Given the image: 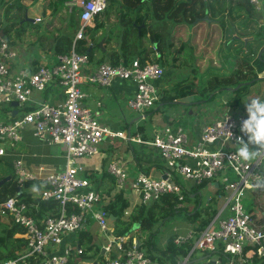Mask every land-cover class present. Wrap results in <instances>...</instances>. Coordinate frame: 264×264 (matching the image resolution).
Masks as SVG:
<instances>
[{
  "label": "built area",
  "instance_id": "built-area-1",
  "mask_svg": "<svg viewBox=\"0 0 264 264\" xmlns=\"http://www.w3.org/2000/svg\"><path fill=\"white\" fill-rule=\"evenodd\" d=\"M249 2L255 10L261 9L260 0ZM108 3L109 0L67 2L70 10H80V28L74 42L84 38V30L104 13ZM16 59V51L0 35L1 103L17 102L19 107L24 108L33 91H44L51 83H57L64 98L56 105L41 103L12 121H4L0 116V144H18L22 140V129L26 125H32L36 137L65 147L66 163L63 171L41 178L43 187L39 196L44 201L59 203L58 216H46L38 220L32 215L30 207L17 198H10L0 206L1 215L12 216L15 223L25 229L22 237L27 240L25 249L17 258L2 264H26L31 260L33 264H70L73 256H82L84 250L79 244L61 250V245L67 237L84 230L90 221L97 223L100 231L110 239L103 248L110 255L104 259V264H152L153 260L144 243L140 244L135 237L127 248L125 244L130 236L127 234L117 237L114 234L109 227L108 212L104 208V195L91 189L90 182L80 175L83 167L77 161L96 155L99 144L105 138L126 139L123 133L113 132L102 126L98 114L82 105L85 98L83 87H111L116 80L133 83L137 90L128 106L135 111L145 112L153 109L160 98L162 88L158 83L165 79V69L157 63L142 64L136 58L128 65L113 66L109 62H103L86 75L89 59L86 54L76 52L74 47L69 53L57 55L55 61L40 65L35 71L15 66ZM9 64H13L16 69H11ZM226 111L223 116L226 118L228 113L229 118L224 124L218 119L203 125L196 145L188 144V136L182 128L168 126L157 133L149 144L157 149L165 164V178L156 179L141 173L132 185L139 193L142 204L174 194L181 202L180 207L184 201V189L177 182L179 177L199 185L221 173L232 172L237 176L236 181L224 178L226 189L230 191L227 202L230 204L231 215L221 220L218 227L210 224L201 232L192 251L180 264H188L196 249L215 250L217 244L223 246L224 254L231 255L230 264H247L254 255L258 259H264V231L254 226L252 215L246 211L242 202L246 190L258 187L264 189V157L242 161L234 155L235 146L232 144L235 136L240 135L239 124L245 112L236 114L229 107ZM228 132L232 133L229 140ZM213 144H218L216 150L209 149V145ZM4 154L5 148L0 147V156ZM13 166L20 185L40 181V177L27 170L22 160H16ZM127 169L126 164L116 161L108 166V173L114 179L117 192L124 187ZM70 207L74 211H70ZM192 238L191 232L186 236H177L174 244L181 245ZM247 247L250 250L243 255ZM112 252L117 254L115 259H111ZM237 256L240 259L238 262L235 259ZM204 264L222 263L215 260Z\"/></svg>",
  "mask_w": 264,
  "mask_h": 264
},
{
  "label": "crops",
  "instance_id": "crops-1",
  "mask_svg": "<svg viewBox=\"0 0 264 264\" xmlns=\"http://www.w3.org/2000/svg\"><path fill=\"white\" fill-rule=\"evenodd\" d=\"M46 1L47 0H23V3L26 7V21L31 22V28L36 27L37 29L33 34L30 29H26L28 34L26 39L18 40L20 38L18 37L16 40H7L4 38V31L0 30V35L17 53L16 64H14L15 66L25 67L31 69L32 71H35L40 65L55 61L57 55H59L55 54L54 52L56 38L58 37L59 33L65 28L67 24L68 14L73 10H70L67 5L66 8L57 10L54 6H49L48 4L46 5ZM70 1L71 0L67 2ZM234 1L237 2V0L232 1L233 7L235 8ZM260 1L261 9L259 11H255V7L251 4L254 7V13L256 12V15L264 14V0ZM209 2L212 3L213 0H209ZM136 4L137 0H109L104 13L100 17L96 18L93 25L89 27L93 29L96 27V25L100 24L102 26L101 23H104L107 19V22H105L107 23V36H109L108 38H112V42L106 43L105 40H102L99 44L102 52L106 53V58H108L109 54L117 48L115 36V32L117 31V17H129L134 14L136 16H139L140 11L132 8ZM242 11L244 12V10ZM227 12L228 11H224L223 9H221L216 15L213 14L211 18V14L207 11L206 15L209 16L210 22L208 23L207 21H195L196 23H194L193 26L178 31L175 38L174 48H179L182 43H187L194 47V43L191 38L192 35H194L193 33L195 32V30H199L200 27L202 31L205 30L204 28L202 29V26L196 25L200 22H205V24L207 25L208 30H206L207 34L205 36H207L209 33H212V31L217 27L220 28L219 32L222 33L223 36L221 24L216 22V19H219L223 16L226 17V20L223 24H225L224 27H227L229 25L227 21V17L229 14H227ZM37 19H39L40 21H37ZM102 33H104V30L101 28L98 36L102 35ZM177 39L178 41H180V43H177ZM249 41L250 40H248V42ZM247 44L244 43V48H247ZM143 46L144 48L152 47L150 43H148V41H144ZM97 56V60H99L101 58V54H97ZM176 56H178L177 53L169 56L167 61L170 64H176ZM97 60L95 62L89 61V66L85 70L86 75H88L93 68L95 69L99 65ZM181 61L177 62V64L181 63ZM9 65L11 69H16L13 64ZM167 74L168 71H166L165 79L158 83V86L160 88H164L166 84V89L168 88V83H170V81L168 80L169 78ZM83 90L85 93V98L82 101V105L94 110L98 114L102 126L109 128L113 132L123 133V135L126 137V139L119 137L105 138L104 141L99 144L98 152L96 155L92 157L82 158L77 161V163L83 167V172L80 175L86 177V179L90 182L92 190L101 195H104L106 200L105 204H107L111 199V196L107 194L110 188H114L113 191L111 189V195L117 193L116 187H113V185L115 186L114 181L112 184L113 177L108 173L107 170L110 163L116 161L122 164H126L128 168V174L124 187L121 190L125 191V194L128 196L129 201L131 202V206H135L141 203L139 193L132 186L137 176L141 173H144L145 175H148L152 178L159 179L163 178L166 171L165 164L161 159L157 149L149 144L152 142L154 136L157 133L162 132L164 128L168 126L174 129L182 128L188 136V144L196 145L200 140L201 129L203 125L221 119L222 115L225 112L224 110H226L228 107L230 109L232 108L227 104L229 100L228 102H226L225 106L219 105L215 108L207 105V102L200 103L199 101L201 97L197 92L192 96L184 97L180 100L179 104L170 106L168 111L160 110L153 115H147V113L152 109L145 112H138L132 109L133 111L131 113H128L126 107H129L128 102L134 97L137 90L136 86L133 83L116 80L111 87L105 88L95 85H85L83 87ZM163 91L160 93L162 94ZM63 98L64 96L57 83H51L44 91H33L24 108H21L19 106H12V103L14 102L10 104H2L0 102V116L4 121H12L13 118H19L24 112L33 110L41 103L45 102L56 105L61 103ZM1 105L3 106L1 107ZM4 105H8L9 108L7 109ZM175 106L179 107V110H176L174 108ZM155 108L156 105L153 109ZM231 110L233 111V109ZM241 111H244V100L243 107L234 110L236 114ZM184 113L187 114L184 115ZM20 134L22 140L18 144L11 145L7 142L0 144V147L5 148V154L3 156H0V159L5 163L10 164V168L14 172V174L15 171L13 163L16 160H22L29 172L40 177V181L37 182H39L43 187L41 178L51 173H59L65 169V147L63 145L50 144L46 139H40L36 137L32 125H26L22 129ZM142 136L145 137V140H142ZM217 148L218 144L209 145V149L216 150ZM137 161H140L142 167L146 169L148 173L140 170L141 166L137 163ZM188 162H191V160H188ZM225 177L228 178V181H236L238 179L237 176L232 172L221 173L212 180H206L208 181L206 187L200 189L197 192L198 197H200V203L203 204L204 202H209L212 197L218 195L217 214L209 223V225L213 224L215 227H218V224L221 220L226 219L227 217H229V215H231L230 204H228L227 202V197L230 194V191L226 189L227 184L224 181ZM233 177L235 178V180H232ZM35 182L33 183L35 184ZM177 182L184 189V193L185 191H190L192 198L191 201H183L180 207H183L182 209L186 208L188 213L192 211V213H195L194 210L197 205L195 200L197 198V194H193V191L202 183L197 185L189 181H184L180 177L178 178ZM33 187L34 185L25 188V191L27 193H30L35 198L39 197L41 189L35 188V190H33ZM248 191L254 192L250 189H248ZM244 196L242 198V202L244 200ZM254 214V224L263 222L264 225V213L260 210H257ZM169 222H175L170 234L161 235L160 233H162L161 230L163 229L164 225ZM166 223L161 227L159 233L153 239V246L159 250H164L166 248L167 240L170 237H174L175 239L177 236H186L191 232L193 233V238L190 241L194 242L200 236V233L204 231L203 230L199 233H196L186 213H178L170 218ZM109 227L114 230V226L110 223V221ZM82 231H87L93 234V242L95 243L96 247L99 248L100 255L103 256L104 259L110 257V255L106 254L104 251L102 252V249L108 244L110 239L107 234H104L100 231L97 223H95L94 221H90L88 223V226ZM80 236V233H78L75 236L71 235L67 237L63 245H61V250L67 246L73 247L75 245H78ZM134 236L136 237V241H139L140 244L145 243V239L147 236H144L145 239H138L137 237H143L141 233L139 235V232ZM210 251H216V249H196L193 252L191 260L188 264H204L219 260L218 255L211 253ZM87 255H89L88 258L84 257L82 254V256H80L82 258L80 259L76 255H74L71 259L70 264H102V260H100L97 255L92 256L93 252ZM237 258V261H240L238 256ZM152 264L163 263L158 260H154ZM226 264H230L229 260Z\"/></svg>",
  "mask_w": 264,
  "mask_h": 264
},
{
  "label": "trees",
  "instance_id": "trees-1",
  "mask_svg": "<svg viewBox=\"0 0 264 264\" xmlns=\"http://www.w3.org/2000/svg\"><path fill=\"white\" fill-rule=\"evenodd\" d=\"M3 1L4 0H1L0 2ZM21 1L23 0H17V9L19 11L24 8V6L21 5ZM67 1L69 0H47L46 5L54 6L59 10L66 8ZM232 1L213 0L214 3H211L209 0H137V4L132 8L139 10L140 15L136 16L134 14L129 16L126 22L128 26L124 28V32L120 36L116 37L117 48L109 54L108 58H106V53L102 52L99 44L102 40H105L106 43H111L112 38L106 37L104 33L98 36L101 29L100 24L96 25L93 29L87 27L84 30V38L74 42L76 32L80 28V11L78 9H73V11L68 14L65 28L56 38L54 52L55 54L69 53L74 47L79 54H86L90 62H95L98 58L97 54H101V58L99 57L100 59L97 60V62L100 64L104 61H108L113 66L120 64L128 65L137 57L142 64L151 62L164 67L170 65L167 59L175 53L178 55L175 58L176 63L180 62L181 59L182 63H193L198 61V58H194V47L190 44L182 43L179 48L176 47L175 49L176 34L182 29L193 26L196 20L206 15L207 11L211 14L212 18V15H216L225 5L227 8L223 10H229L227 12V14H229L227 17L229 25L224 27L225 24L223 23L226 20L224 16L216 19V22L221 24L223 36H228V48L239 43L243 44L242 49L235 54L236 63L239 64L237 70L229 74L228 77L223 79L215 78L206 85L203 82V76L200 75L201 79H198L200 80L199 87L201 89L197 90V92L201 97L200 103L211 101L219 92H226L229 100L227 104L231 106V109L234 111L243 107V98L248 95L250 86L264 81V77H259V75L264 72V28L263 26L258 25L254 27L252 25L253 22L256 21L254 16L256 13H254V7L249 3V0L234 1L235 8L233 7ZM9 4V7L14 5V1ZM242 10H244V12ZM196 25H198V23ZM227 31H229L228 35ZM249 38H251V40L246 46L248 47L247 49L244 48L243 41ZM144 41H148L152 47L144 48ZM258 44H262V47L257 53L254 61L250 64L247 55L252 54V50L249 49V47H254ZM239 52H243L246 56L240 58L238 55ZM194 71L197 72V69H194ZM187 80L188 78H185L180 80V83L174 84L170 93H162L157 101L156 108L150 110L147 115H153L159 112L161 107L169 108L172 105L179 104L180 100L184 97L196 94L197 92L193 84H184ZM205 88H209L211 91L203 92L202 90ZM142 138V140H145V137L142 136ZM137 163L141 166L140 170L148 173V171L142 167L140 161H137ZM6 177H11V180L0 187V206L10 198H17L30 207L32 215L38 220L46 216L59 215L60 205L57 201H44L40 196L35 198L25 191V188L33 185L35 188L41 189L42 185L39 182H35V184L26 182L20 185L16 175L10 168V164L0 159V181ZM233 179L235 180L234 177L232 180ZM113 181L112 179V184ZM207 183L208 181L197 186L193 194H197L200 189L206 187ZM113 187L115 186L113 185ZM19 188H21V191H19ZM111 189L112 191L114 190V188H110L107 192V194L111 196V199L104 208L108 212L110 223L114 226V234L117 237L128 234L130 239L125 246L129 248L135 238L133 235L135 231H131V229L134 224L140 223V227L136 232L139 231L142 236H147L144 246L149 252L151 259L153 261L158 260L163 264H180L189 255L194 246L193 241L175 245L173 242L174 237H170L167 240L164 250L156 249L153 246V239L170 218L178 213H186L195 232L199 233L206 229L217 214L218 195L212 197L209 202H204L203 204L200 203V197H198L197 194L195 200L197 203L194 210L195 213H192L193 211L188 213L186 208L182 209L183 207H179L181 202L174 194H167L161 199L149 204L139 203L135 206H131V202L124 190H120L111 195ZM253 191L254 192L245 191L243 203L246 211L252 215L254 224V213L257 210L264 213V189L258 187L253 189ZM191 200L190 191H185L184 201L187 202ZM69 210L74 211L72 207H70ZM111 216L113 219H111ZM254 226L258 230L264 231L263 222L256 223ZM24 233L25 229L21 225L15 223L12 216H3L0 214V264L17 258L25 249L27 240L22 237ZM80 235L79 244L83 247V256L88 258L89 255L87 254L93 252L92 256L97 255L99 259L102 260L101 263L104 264V257L100 255L99 248H97L93 242V234L82 231ZM137 238L140 239L139 237ZM216 246V251L210 252L218 255L222 264L228 263V260L232 258L231 255L223 253V246L221 244H217ZM254 248L256 249V247ZM249 250L250 247L245 248L243 255ZM116 257L117 254L112 252L111 259H115ZM237 260L238 258L236 257V262H238ZM26 264H33V260ZM247 264H264V259H258L254 255Z\"/></svg>",
  "mask_w": 264,
  "mask_h": 264
},
{
  "label": "rangeland",
  "instance_id": "rangeland-1",
  "mask_svg": "<svg viewBox=\"0 0 264 264\" xmlns=\"http://www.w3.org/2000/svg\"><path fill=\"white\" fill-rule=\"evenodd\" d=\"M12 1H14V5L9 7L10 5L9 3ZM21 5H23L24 8H22V10L19 11L17 9L18 8L17 0H4L3 2H0V30L5 31L4 38L7 40H16L18 37H20L18 40H24L28 36L26 29H30L32 31V34L35 33V31L37 30L36 27L31 28L30 26L31 22L26 21V18H27L25 15L26 7L23 1H21ZM226 8L227 6L224 5L223 9L226 10ZM254 16H255L256 21H254L252 25L254 27H257L259 25V26H263L264 28V21H263L264 14L263 15L254 14ZM128 19H129L128 16L125 18L124 16L117 17V22H116L117 31L115 32L116 37L120 36L124 32V28L128 26V24L126 25V22ZM261 21L262 23H259ZM105 22H107V19ZM105 22L101 23L102 24L101 28L104 30V34L106 35V37H109L107 36L108 30L106 28L107 23ZM199 24L198 26H202V29L204 28L205 30L202 31L200 27L199 30H195V32L193 33L194 35H192L191 37L194 43V48H193L195 50L194 55H196L194 56V58L198 57V61H195L193 63H188V64L181 62L178 64L176 63V64H170V65L164 66L166 71H168L167 75H168V78H169L168 80L170 81V83H168L169 86L167 89H166L167 84L166 86H164V88L161 89L162 91L164 90L163 94L168 93V92L170 93L172 91L171 88L173 87V85L180 83V80H183L185 78H188V80L185 81L184 84L185 85L193 84L197 92V90L201 89L199 87V82H200L199 79H201L200 75L203 76L202 79L206 85L210 81L214 80L215 78H221V79L226 78L228 77L229 74H232L234 71L237 70L239 63H236L235 54L237 53V51L242 49L243 44L239 43L235 46H230L231 48H228L229 47L228 36L226 37L222 36V33L219 32L220 30L219 27L214 29L212 33H209L207 36H205L207 34L206 30H208L207 25L205 24V22H200ZM228 33L229 31H227V35ZM177 43H180L178 39H177ZM261 47H262V44H258L257 46H254V47H249V49L252 50V54L247 55V59L249 60L250 64L254 61ZM238 55L240 58L246 56L244 55L243 52H239ZM194 69H197V72H195ZM259 77H264V72L260 74ZM202 91L210 92L211 90L209 88L208 89L205 88ZM227 96L228 95L226 94V92H219L218 94L214 96V98L211 101L207 102V105H210L214 108L219 105L225 106V103L228 102ZM256 97L264 99V81L251 85L249 88L248 95L244 97L243 100L245 102L248 99L256 98ZM2 106L3 105H1V107ZM4 106L7 109L9 108L8 105H4ZM174 108L176 110H179V107L177 106H175ZM126 109L128 113H131L133 111L129 107H126ZM161 110L168 111L169 108L161 107ZM186 114L187 113H184V115ZM174 224L175 222L166 223L163 229L161 230L162 233L160 234L169 235ZM137 233L134 232L133 235H136ZM139 235H140V232H139ZM139 238L145 239L144 236L139 237ZM78 258L80 259L82 257L78 256Z\"/></svg>",
  "mask_w": 264,
  "mask_h": 264
},
{
  "label": "clouds",
  "instance_id": "clouds-1",
  "mask_svg": "<svg viewBox=\"0 0 264 264\" xmlns=\"http://www.w3.org/2000/svg\"><path fill=\"white\" fill-rule=\"evenodd\" d=\"M244 112L245 116L239 124L240 135L235 136L232 145L235 146L234 155L238 159L251 161L264 157V99L259 97L248 99L244 102ZM228 118V113L226 118L222 115V123L224 124ZM231 137L232 133L228 132V140Z\"/></svg>",
  "mask_w": 264,
  "mask_h": 264
},
{
  "label": "water",
  "instance_id": "water-1",
  "mask_svg": "<svg viewBox=\"0 0 264 264\" xmlns=\"http://www.w3.org/2000/svg\"><path fill=\"white\" fill-rule=\"evenodd\" d=\"M198 21H207L209 23L210 22V18H209L208 15H206L204 18L196 20V22H198ZM248 40H251V39L250 38L249 39H244V43L247 44ZM237 88H235V89H237ZM235 89H231V90H235ZM12 106L17 107L18 106V103L17 102H14V103H12ZM163 178H165V176H163ZM10 180H11V177H6V178L2 179L0 181V187L2 185H4L6 182L10 181ZM19 191H21V188H19ZM111 219H113L112 216H111ZM139 227H140V223L134 224L133 227H132V229H131V231H137ZM103 251H104V249H102V252Z\"/></svg>",
  "mask_w": 264,
  "mask_h": 264
}]
</instances>
